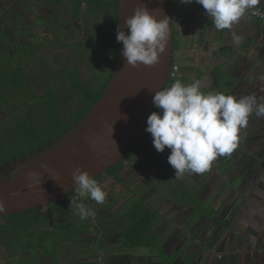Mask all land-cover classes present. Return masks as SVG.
<instances>
[{
  "label": "crops",
  "instance_id": "0c3cea01",
  "mask_svg": "<svg viewBox=\"0 0 264 264\" xmlns=\"http://www.w3.org/2000/svg\"><path fill=\"white\" fill-rule=\"evenodd\" d=\"M257 6L264 7V0ZM9 7L1 11L11 19ZM183 26L182 37L174 33L178 42L173 51L182 83L199 79L205 84V92L218 91L237 98L264 96V20L245 14L232 30L217 31L206 10L198 5L185 13ZM232 31L243 37L239 45L232 41ZM152 140L146 132L139 136L138 146L145 152L156 151ZM156 153L167 169L160 166L153 170L150 183L124 202L119 198L118 203L129 210L133 200L144 199V205L159 216L158 221L150 227L142 245H125L122 230L111 235V246H102L103 264H264V118L251 114L238 133L234 151L218 156L202 174L175 178V170L168 163L170 149ZM133 159L142 165L134 155ZM168 171L172 177L169 184L183 183L191 193L193 187L198 191L200 186V191L206 189L207 193L194 192L186 199L179 186H167L163 175ZM210 203L215 208L220 203L228 205L220 218L222 225L213 222L202 240L200 231L192 237L186 234L179 217L194 208L193 204L210 212ZM52 237L47 249H20L1 242L0 264H97L91 227L78 222L73 236L61 231Z\"/></svg>",
  "mask_w": 264,
  "mask_h": 264
},
{
  "label": "clouds",
  "instance_id": "9594fccd",
  "mask_svg": "<svg viewBox=\"0 0 264 264\" xmlns=\"http://www.w3.org/2000/svg\"><path fill=\"white\" fill-rule=\"evenodd\" d=\"M179 2L190 4L193 0ZM194 2L203 6L215 29L221 31L232 30L234 23L262 0ZM168 22L167 17L157 20L143 4L138 5L133 14L123 20V25L118 24L116 40L123 43L122 55L128 65L136 67L143 64L150 67L160 62L161 55L166 51ZM125 27L128 29L127 34L123 30ZM231 36L235 44L242 42L243 37L235 31L231 32ZM204 87L205 84L199 79L188 84L177 79L170 87L156 90L153 96V104L160 111L148 116L145 131L151 134L157 152H164L166 147L170 149L168 163L175 170V178L208 171L218 156L229 155L234 151L238 133L248 124L251 114L264 118V96L237 98L218 91H202ZM120 118L126 120L127 116ZM72 178L81 202L71 200L70 209L81 220L95 218L93 208L82 201L90 199L96 204H103L107 197L104 190L107 185H101L81 168L72 171ZM0 211H3L2 203Z\"/></svg>",
  "mask_w": 264,
  "mask_h": 264
},
{
  "label": "water",
  "instance_id": "95a60500",
  "mask_svg": "<svg viewBox=\"0 0 264 264\" xmlns=\"http://www.w3.org/2000/svg\"><path fill=\"white\" fill-rule=\"evenodd\" d=\"M143 4L157 20L169 19L166 51L160 62L150 67L130 66L119 42L111 76L80 120L46 147L0 163V217L63 197L75 189L72 171L76 168L88 171L92 178L105 173L124 158L147 126L148 116L155 111L153 96L165 88L175 48L168 0H117L120 25ZM123 30L128 33L126 27Z\"/></svg>",
  "mask_w": 264,
  "mask_h": 264
},
{
  "label": "flooded vegetation",
  "instance_id": "af4514ba",
  "mask_svg": "<svg viewBox=\"0 0 264 264\" xmlns=\"http://www.w3.org/2000/svg\"><path fill=\"white\" fill-rule=\"evenodd\" d=\"M98 1H100L102 5L101 6L95 5V9H93V12L91 13L89 12L87 15H86V11L89 3L88 0L83 1L80 6L79 15L74 16V12L72 8L73 5L72 0H33L34 5H32L31 3L32 1L30 0H18L17 6H18L19 18L18 17L17 18L25 20L27 18V13L30 10V6H32L33 10L30 14V17L32 22H34L33 24L34 32L38 35L35 37L33 36L29 37L27 36V33H25L23 30L17 31L16 33L9 31L10 36L8 34L7 36H9V38L8 39L6 38V40L10 45L9 52L17 54V55H13L14 58L11 60V62L14 65L21 64L25 68L26 64L29 63L28 59L34 58V54L29 55L30 46H32L33 48L36 46L37 49L40 51L37 53L40 54L39 55L40 58L43 57V60L41 61H36L33 59L32 60L35 61L36 65L40 68V70L44 71L46 69L49 72L57 71L58 74L63 70V73L61 72L60 76L66 78L68 80L69 85L72 87L67 76L73 75L74 77L77 78L78 75L74 67H71V65H66L67 60L71 58H66L67 60H63V58L59 56L60 50L64 47V44L69 45L70 47L75 46L74 49L78 50V53L76 54L74 59H79V58H83V56L87 54L89 51H91L92 54L95 55V53L92 50H88L84 46V44L90 39L91 34H93L98 41L104 39V40H110V42L112 43L115 42L114 41L115 33L117 30L113 26L111 28V26L108 25L106 20L109 16L114 15L116 8L118 13L117 0H116V8L113 5L114 0H98ZM94 11H98V12H94ZM118 20H119V13H118ZM41 21H46L47 25H49L51 29L49 30L45 29V26L41 24ZM55 22L58 23L59 25L55 24ZM51 23L52 26L50 25ZM119 25H120V20H119ZM56 30H58L59 33H57ZM109 35L111 36L109 37ZM13 38H15L18 42L13 41ZM31 40L33 42H31ZM36 40L39 42H37ZM2 43H0V45H2ZM42 44H45V46H43ZM3 45L5 46L4 43ZM4 49H6V46L4 47ZM5 51L6 54H9L7 49ZM48 52L50 56H52L53 58H57V60L59 61L60 64L59 69L58 68L56 70L51 69L46 58L47 57L46 53ZM19 58H25L27 63L22 64ZM96 59H98V61L101 62L103 65L105 64L104 60L98 58L97 56ZM107 65L109 64L106 63V65H104L105 70H102L100 74L101 79L103 78V74L108 72L107 67L109 66ZM3 67L7 68L8 64ZM25 74H26V69H25ZM54 77L55 74L54 75L47 74L46 81L48 80L47 83L50 84L51 91H53V93L55 94L57 99V104L59 105L60 104L59 96L55 91L54 86L51 84L52 82L51 79H54ZM25 81H26V75H25ZM84 81H89L91 85L93 84L95 87H97L95 85L96 82L94 81V79L84 80ZM47 83L44 92L46 91ZM19 95H22V93H19ZM63 100L65 102L68 100V103L71 104L73 103L72 98L62 97V101ZM80 100H78L77 102H75L74 105L71 106L70 110L65 115V117H67L69 113L73 112L74 110L73 108L77 107ZM41 108H43V104L40 107V109ZM58 111H59V106H58ZM135 140H134L135 144L131 148V150L128 151L129 149L128 147L126 154L124 156L125 158L123 160L122 168L118 171V176L120 178H118L115 174L109 173L108 170L105 173L100 174L94 178L101 185H105V184L107 185V187L104 189L107 192V197L105 202L103 204H96L95 201H92L90 199H84L82 201L86 205L91 206L93 208V210L96 212L95 218H87L81 220L79 216L73 213L72 210L69 212L68 225L65 229V232H67L69 235L73 236L74 234H76V228L78 222L86 228L91 227L93 229L94 232L93 244L95 246V251H96L95 259L97 264H99L97 260L99 253L102 254V260L104 262L105 250L102 246L106 245L110 247L111 235H114L116 233H121V230L125 229L129 223V220L127 218L128 209L126 208L125 210H123V208L118 203V199L122 197L128 199L132 194L135 195L137 189L141 191L143 189L142 188L143 185H147L148 183H150L151 176L153 175L152 173L154 172L153 170L159 169L162 164L160 163L161 157H159L155 151L149 149L146 152L142 151L141 147L138 146L139 137ZM133 155L141 160L142 165L135 164ZM130 175H135V176L129 179L127 176ZM100 177H104L103 180L100 181ZM196 190H197L196 187L192 188L193 193H191V191L189 190H186L188 192L186 199H190L189 196L194 195V192L207 193L206 189L200 191L201 190L200 186H199V190L198 191ZM67 198L69 199L70 204H71V200H74L76 203L81 202V200L78 199V194L76 189L71 190ZM141 200L143 201L144 199ZM193 206L194 208L190 207V209L184 211V213L179 217L182 223L181 229L191 237L195 236V234L199 233L200 231V234L202 236L200 239L202 240L213 222L215 225H222L221 224L222 221H220V218L223 215V212L228 209V205L224 203H220L219 205H217L218 208L217 207L215 208V205L211 204L210 210L212 211L210 212H208V210L204 212L206 210L205 209L206 207H200L194 204ZM40 207H41V213H44L47 217H49L52 222L57 219V215L50 213L49 204ZM236 207L239 208L238 206ZM235 210L238 209L235 208L234 211ZM8 235L10 236L13 234L8 233ZM121 241L125 245H128L122 239Z\"/></svg>",
  "mask_w": 264,
  "mask_h": 264
},
{
  "label": "trees",
  "instance_id": "16d2710c",
  "mask_svg": "<svg viewBox=\"0 0 264 264\" xmlns=\"http://www.w3.org/2000/svg\"><path fill=\"white\" fill-rule=\"evenodd\" d=\"M15 4L9 7L7 13L12 14L10 18H7L6 13L0 10V30L7 27L12 28V30L24 31L27 36L35 37L38 34L34 32V27L30 14L33 7L30 6V10L27 13V18L25 20L18 19V6L17 1ZM32 5L33 4V0ZM86 0H72L74 16H78L80 13L81 3ZM1 2V0H0ZM171 10L173 6L178 3V0H168ZM88 6L86 15L93 12L95 5L101 6V2L98 0H88ZM114 7L116 8V0H114ZM1 9V7H0ZM98 12V11H94ZM18 17V18H17ZM106 22L109 26L116 28L119 24L117 8L115 9L114 15L107 18ZM10 26H7L9 25ZM60 23V22H59ZM41 24L45 26V29H51L47 25L46 21H41ZM55 24L59 25L55 22ZM47 25V26H46ZM52 26V23L50 24ZM57 33L58 30H56ZM55 31V32H56ZM117 33V31H116ZM112 43L110 40L98 41L93 34H91L90 39L84 44L88 50H92L95 55L104 60L105 65L108 63V72L103 74L99 85L95 86L89 81H81L73 75L67 76L72 88L79 92L81 95V100L77 107L73 108V112L69 113L67 117H62L58 111L57 99L53 91H51V86L47 83L46 91L37 96L36 94L26 93L25 91V68L23 65H14L11 60L14 58L12 56L11 60L8 62V67H3L4 64L0 62V99H5L4 93L7 90L15 89L22 93L19 98L20 105L22 108H29L32 102L37 101V98L42 99L43 104V118L38 120L31 119L30 115L14 116V120L8 122L9 117H3L0 115V163L11 158H18L20 156H26L27 154L46 147L53 142L55 137L60 133L67 131L72 127L83 114L92 106V104L99 97L103 89L105 88L110 75L114 69L118 42L116 40ZM112 35V34H111ZM109 35V37L111 36ZM42 36V35H41ZM178 39L173 35V46H177ZM36 52H40L37 47L34 48L30 46L29 55L34 54V59L36 61L43 60L40 58ZM106 72V71H105ZM77 79V80H76ZM26 100V101H24ZM30 103V104H29ZM26 106V107H25ZM33 108V107H32ZM34 113V108L31 109ZM155 111H157L155 109ZM10 124V125H9ZM147 127V126H146ZM145 127V128H146ZM145 128L143 133H146ZM139 135V136H140ZM136 141V140H135ZM135 141L129 146V150L134 146ZM125 158V157H124ZM124 158L115 165L110 166L107 170L111 174H115L118 178V171L122 168ZM69 192L63 197L51 202L49 204L50 213L57 215L56 221H51L44 213H41V207H35L27 209L18 213H13L0 217V241L5 239L12 247H16L15 244H11L9 238L15 233H20L21 237L26 238L28 246L22 247L23 249H31L33 246L47 249L49 240H53V235L59 232L65 231L68 225L70 201L67 198ZM203 207V206H202ZM127 218L129 223L125 229H123L122 240L130 246H138L145 243V235L152 225L158 221L157 214L152 212L148 207H146L141 200H133L130 209L128 210ZM11 233L13 235H7ZM24 238V242H25ZM32 238V239H31ZM34 242V243H33ZM33 244V246H32ZM21 245V244H20Z\"/></svg>",
  "mask_w": 264,
  "mask_h": 264
},
{
  "label": "rangeland",
  "instance_id": "374dc122",
  "mask_svg": "<svg viewBox=\"0 0 264 264\" xmlns=\"http://www.w3.org/2000/svg\"><path fill=\"white\" fill-rule=\"evenodd\" d=\"M15 2H16L15 0H1V2H0L1 9L0 10L5 8L7 5L11 6V5L15 4ZM8 10H9V8H8ZM7 26H10V24ZM9 31L16 33V30H12V28H9V27H7V29L3 28L0 30V40H1L0 43L3 42L5 44L6 49L9 53V54H6V51H5L6 49H4L5 46L2 43L3 46L0 45V47H1L0 48V62L3 63L4 66H6L8 64V62L11 60L13 55H17L16 53H10L9 52L10 45H9L8 41L6 40V38L8 39L10 36ZM8 34H9V36H7ZM13 41L18 42L15 38H13ZM31 42H33V41L31 40ZM37 42H39V41H37ZM42 45L45 46V44H42ZM74 47L75 46L70 47L69 45L64 44V47L60 50L59 56L61 58H63V60H67L66 58H71V59L67 60L66 65H71V67H74L75 71H77V75H78L77 78L81 79L82 81L94 79V81L96 82L95 85L100 86L99 85V83L101 81V75L100 74H101L102 70H105L104 69L105 64L103 65L101 62H99L98 59H96V55L92 54L91 51H89L87 54H85L83 56V58L74 59V57L78 53V50H75ZM17 50H16V52H17ZM36 54L40 55L37 52H36ZM46 55H47V57H46L47 61L50 65L51 69L52 70H56L57 68L59 69L60 64H59V61L57 60V58H53L52 56H50L49 52L46 53ZM32 59L35 60L34 58H32ZM32 59L29 58L28 59L29 63H27L25 58H19V60L22 64L27 63L25 66V69H26L25 91H26V93H29V94L34 93L37 96H39V94H41L45 90V86H46V83L48 81V80L46 81L47 74H49V75L55 74L54 79H51L52 80L51 84L54 86V89L59 96L60 114L63 117H65V115L70 110L71 106L74 105L75 102L80 100L81 95L79 94L78 91L74 90L69 85L68 80L66 78L60 76L61 72L63 73V70L59 74L57 73V71L49 72L46 69L44 71H41L40 68L36 65L35 61H33ZM101 68H103V69H101ZM18 92L19 91L15 90V89H11V90H7V92L4 93L5 99H3V100L0 99V115H2L3 117H6V118L9 117L8 122L13 121L14 116H18L19 114H21L22 116L31 115L33 120L34 119L38 120L39 118H43V111H42V109H40V107L42 106V99L40 97H38L37 101L32 102L31 104L29 103L30 104L29 108L23 109L22 105H20L21 103L19 102V98L21 97V95H19ZM62 97L72 98L73 103L72 104L68 103L69 99L66 102L64 100L62 101ZM24 101H26V100H24ZM32 107L34 108V113L31 110V109H33ZM161 169H167V167L164 165L163 167L161 166ZM169 172L170 171L166 172L165 175L162 174L164 176L163 179L167 182V186L175 184L173 181L169 184V182L172 180L171 179L172 177L170 176ZM103 178L104 177H100V181L103 180ZM176 181H178V180H176ZM175 185H176L177 189H179V187H180L181 194L184 195L183 197H186L188 195V192L185 190L186 187H184L183 183L182 184L176 183ZM189 188H191V187H189ZM152 191H155V190H152ZM143 194L144 193L140 194L139 196H142ZM122 199H123V202L125 200H127V198H125V197H122ZM136 200H141V199H136ZM120 206L124 207L123 204H120ZM123 210H125V209H123ZM157 217H159V216L157 215ZM24 238L25 237H21L20 233H15V235L11 236L9 238V240H10L11 244H15L16 248L19 247L21 249V247H25L26 245L28 246V244L26 242V238H25V242H24ZM1 242H5V239L0 241V243ZM32 246H33V244H32ZM33 248H35V246H33Z\"/></svg>",
  "mask_w": 264,
  "mask_h": 264
},
{
  "label": "built area",
  "instance_id": "2783aa9c",
  "mask_svg": "<svg viewBox=\"0 0 264 264\" xmlns=\"http://www.w3.org/2000/svg\"><path fill=\"white\" fill-rule=\"evenodd\" d=\"M200 5L198 3L182 4L178 1L176 5L173 6L171 10V25L174 33L179 37L183 36L184 26L183 18L186 12L193 11L195 8ZM246 14L251 15L252 17L264 20V7L256 6L252 9L247 10ZM203 45V44H202ZM202 47H205L204 45ZM180 76V67L178 61L173 57L172 63L168 71V79L165 85V88L170 87ZM157 111H160L155 107ZM220 256V255H219ZM98 263L103 264L102 254H98L97 257Z\"/></svg>",
  "mask_w": 264,
  "mask_h": 264
}]
</instances>
